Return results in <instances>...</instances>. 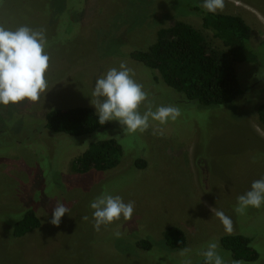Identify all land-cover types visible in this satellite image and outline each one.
<instances>
[{
  "label": "rangeland",
  "instance_id": "obj_1",
  "mask_svg": "<svg viewBox=\"0 0 264 264\" xmlns=\"http://www.w3.org/2000/svg\"><path fill=\"white\" fill-rule=\"evenodd\" d=\"M203 13L201 0H0V25L43 29L50 56L48 90L39 101L0 106V264H183L186 258L197 264L210 242L218 244L225 264H264V207L244 214L234 210L237 197L264 178V129L257 118L264 101V0H225L217 13L240 17L249 26L258 61L235 65L242 94L229 105L187 101L157 71L130 57L147 50L157 31L176 21L225 52L203 28ZM121 62L134 70L153 110L179 109L175 121L150 120L145 132L131 135L115 121L81 137L45 127L53 109L95 111L90 97L96 79ZM107 139L122 147L118 167L72 171V160L89 144ZM139 159L144 168L135 166ZM104 191L134 201L135 211L131 220L121 217L96 231L89 204ZM57 200L69 212L55 226L50 221ZM27 208L36 212L40 227L12 238L11 225ZM217 211L231 218L230 231ZM169 226L183 231L184 248L165 246ZM231 233L251 239L256 262H235L221 248L220 238ZM140 240L149 241L151 249L137 247ZM184 249L187 257L181 255Z\"/></svg>",
  "mask_w": 264,
  "mask_h": 264
},
{
  "label": "trees",
  "instance_id": "obj_2",
  "mask_svg": "<svg viewBox=\"0 0 264 264\" xmlns=\"http://www.w3.org/2000/svg\"><path fill=\"white\" fill-rule=\"evenodd\" d=\"M202 26L222 42L225 52L214 49L191 25L176 21L160 28L154 43L147 50L134 51L130 57L157 71L164 84L187 101L202 106L229 105L242 94L235 65L258 63L250 48V28L240 17L210 13H203ZM257 118L264 129V101L257 107ZM45 127L56 134L81 137L107 128L108 123L100 125L91 108L73 107L48 111ZM121 157L122 147L115 139L101 140L89 144L74 158L71 169L77 174L106 172L118 167ZM135 166L144 168L145 161L139 159ZM39 227L36 212L27 208L11 225V236L21 238ZM163 241L171 250L182 249L186 245L185 234L174 226L164 230ZM251 242V239L234 233L220 238L221 248L230 254L232 260L240 263H252L259 259ZM136 246L144 250L152 247L147 240L138 241ZM197 264H203V261Z\"/></svg>",
  "mask_w": 264,
  "mask_h": 264
},
{
  "label": "clouds",
  "instance_id": "obj_3",
  "mask_svg": "<svg viewBox=\"0 0 264 264\" xmlns=\"http://www.w3.org/2000/svg\"><path fill=\"white\" fill-rule=\"evenodd\" d=\"M224 6L225 0H201L205 13L215 15ZM47 47L48 41L43 29H33L26 25L10 29L0 25V106L35 103L46 93L50 67ZM90 98L100 125L115 121L129 135L145 132L150 127V120L164 125L175 121L180 115L179 109L174 106L160 105L153 110L148 93L134 79V70L124 62L118 68H109L96 79ZM141 105L145 108L143 112L140 111ZM89 207L92 210L93 227L99 231L102 226H108L121 217L131 220L135 202H125L120 195L104 191L90 202ZM250 207H264V178L253 181L250 190L237 197L234 210L244 214ZM68 212V207L57 200L51 224L58 226L61 218ZM216 216L221 219L226 230L230 231L231 218L221 211H217ZM83 219L87 220L88 217ZM115 235L118 237L120 233ZM217 249L216 242L207 245L200 253L203 264H225ZM188 252V249H184L181 255L187 257ZM183 264H192V261L186 258Z\"/></svg>",
  "mask_w": 264,
  "mask_h": 264
}]
</instances>
